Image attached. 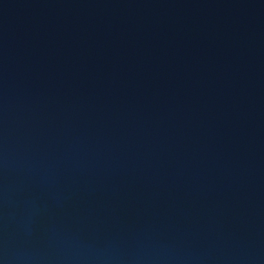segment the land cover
<instances>
[{"label": "water", "instance_id": "obj_1", "mask_svg": "<svg viewBox=\"0 0 264 264\" xmlns=\"http://www.w3.org/2000/svg\"><path fill=\"white\" fill-rule=\"evenodd\" d=\"M0 264H264V0H0Z\"/></svg>", "mask_w": 264, "mask_h": 264}]
</instances>
